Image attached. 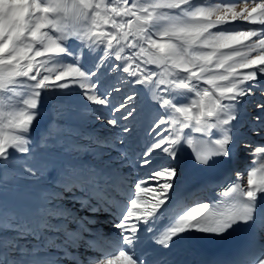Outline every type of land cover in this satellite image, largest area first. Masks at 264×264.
Masks as SVG:
<instances>
[{
  "label": "bare ground",
  "instance_id": "obj_1",
  "mask_svg": "<svg viewBox=\"0 0 264 264\" xmlns=\"http://www.w3.org/2000/svg\"><path fill=\"white\" fill-rule=\"evenodd\" d=\"M166 1L161 11L177 37L152 28L146 42L149 50L165 52L171 70L156 73L150 65L143 82L132 76L128 60L111 74L104 90L115 89L114 105H124L115 115L100 112L105 121L83 134L89 148L100 152L93 159L61 155L64 165L48 157L54 172L68 179L69 191L55 201L13 188L0 191L29 232L25 243L17 240V254L0 238L4 264H134L136 235L146 224L169 228L160 246L178 243L184 227L209 207L207 198L158 213L185 168L206 154L233 169L246 196L264 192V0ZM220 32L229 42L218 48ZM94 65L88 71L99 72ZM45 115L40 110L36 119ZM13 139L38 148L34 137ZM261 243L262 257L253 264H264V227ZM143 264L170 263L149 257Z\"/></svg>",
  "mask_w": 264,
  "mask_h": 264
},
{
  "label": "rangeland",
  "instance_id": "obj_2",
  "mask_svg": "<svg viewBox=\"0 0 264 264\" xmlns=\"http://www.w3.org/2000/svg\"><path fill=\"white\" fill-rule=\"evenodd\" d=\"M165 4L166 0H0L1 192L13 188L55 201L69 191H64L68 179L54 172L49 158L64 165L61 155L93 159L100 152L98 147L89 148L83 134L85 128H97L105 121L100 112L115 115L124 105H114L115 89L104 90L111 74L122 71V62L128 60L134 65L132 76L144 77L143 82L150 65L156 73L161 68L171 70L165 52L149 50L146 42L152 28L177 37L172 19L161 11ZM221 33L216 38L218 48L229 42ZM88 63L101 72L88 71ZM121 77L126 84L127 76ZM43 109L48 115L36 119ZM17 135L34 137L38 148L17 143L13 139ZM239 152L240 147L238 157ZM13 209L0 199V238L17 254V240L23 244L29 232ZM0 264H4L1 258Z\"/></svg>",
  "mask_w": 264,
  "mask_h": 264
}]
</instances>
